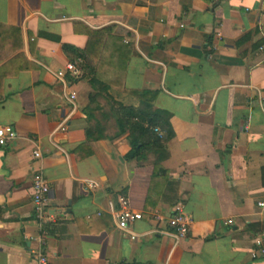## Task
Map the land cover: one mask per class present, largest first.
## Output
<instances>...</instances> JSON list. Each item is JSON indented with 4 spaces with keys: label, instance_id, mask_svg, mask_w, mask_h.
<instances>
[{
    "label": "crops",
    "instance_id": "obj_1",
    "mask_svg": "<svg viewBox=\"0 0 264 264\" xmlns=\"http://www.w3.org/2000/svg\"><path fill=\"white\" fill-rule=\"evenodd\" d=\"M90 32L104 88L81 72L70 104L60 47L83 50ZM115 105L169 114L164 150L123 159ZM0 126L16 133L0 149V264H264L250 254L251 224L264 227V0H0ZM85 129L105 139L80 150ZM34 172L65 214L44 234ZM121 194L142 214L127 231L112 213ZM176 202L185 237L167 225Z\"/></svg>",
    "mask_w": 264,
    "mask_h": 264
},
{
    "label": "built area",
    "instance_id": "obj_2",
    "mask_svg": "<svg viewBox=\"0 0 264 264\" xmlns=\"http://www.w3.org/2000/svg\"><path fill=\"white\" fill-rule=\"evenodd\" d=\"M56 83L61 85L62 91L66 100L72 104L75 100V95L69 92L71 86V80H78L81 76V70L74 65L68 64L65 66L64 70H58L53 74ZM154 133L158 136L160 140L164 137V132L154 129ZM16 138V133L10 126H0V147L4 148L11 141ZM33 158L39 160L41 158V153L36 150L33 152ZM87 186L89 188L97 185L95 181L88 180ZM50 191L49 183L47 182L44 175L40 172H34L32 178V208L35 219L41 227V233H46L49 225L53 224L57 218L65 217V214L61 211L52 212L48 206V194ZM118 210L113 213V217L116 219L117 227L121 231H127L130 226L136 221L142 218L140 212H136L130 209L129 200L126 194H121L117 199ZM263 205V203H260ZM110 211L112 207L109 206ZM171 214L167 219V225L173 230V232L178 237H185L188 233L189 225L191 223L190 217L185 213L182 207V203L176 202L171 209ZM156 221H162V218L158 215L155 216ZM232 221L228 220L225 225L231 224ZM130 238L135 239L136 234L130 233ZM252 258L264 257V229L260 230L254 238V246L250 250ZM39 264H48L45 255L38 253L37 255Z\"/></svg>",
    "mask_w": 264,
    "mask_h": 264
},
{
    "label": "trees",
    "instance_id": "obj_3",
    "mask_svg": "<svg viewBox=\"0 0 264 264\" xmlns=\"http://www.w3.org/2000/svg\"><path fill=\"white\" fill-rule=\"evenodd\" d=\"M98 36L99 35L96 33L90 32L88 35L89 41H87L83 50L78 51L66 46L60 47V49L63 51V54L68 58L70 57V62H72V64L76 67L80 68L83 74L88 75V83L92 90L96 92L95 95L101 93L103 90V86H101L100 81L102 78L101 72L104 68V65L97 56L100 50L99 42L101 41ZM95 95L91 97V102L94 101ZM111 114L115 118V127L118 131L114 138L119 137L128 131L127 140L131 146V149L123 159L141 160L144 158L145 154L154 150L156 154H159L164 150L165 143L172 136V131L169 129L167 124L169 114L165 112H155L153 114L146 115L132 107L115 105L111 109ZM96 129H94V131L89 129L84 130L87 144L81 146L80 150L82 148H87L88 143L93 140L105 139L101 133L98 135L94 134ZM154 129L164 132V137L162 140H160L154 133ZM89 155H91V151L89 152ZM261 169L262 174L264 175V167ZM255 226L260 227L258 228V231L264 228L261 227L260 224H251V227Z\"/></svg>",
    "mask_w": 264,
    "mask_h": 264
},
{
    "label": "rangeland",
    "instance_id": "obj_4",
    "mask_svg": "<svg viewBox=\"0 0 264 264\" xmlns=\"http://www.w3.org/2000/svg\"><path fill=\"white\" fill-rule=\"evenodd\" d=\"M57 87H58L57 90L59 89V90H58L59 94L63 96V93H62V91H61L60 86H57ZM1 148H2V147H0V149H1Z\"/></svg>",
    "mask_w": 264,
    "mask_h": 264
}]
</instances>
